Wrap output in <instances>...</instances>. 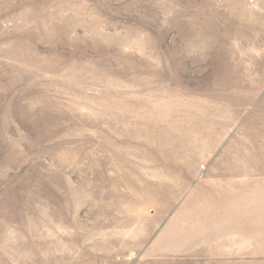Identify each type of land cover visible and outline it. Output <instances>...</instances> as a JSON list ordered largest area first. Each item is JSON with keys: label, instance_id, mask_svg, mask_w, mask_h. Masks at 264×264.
<instances>
[{"label": "rangeland", "instance_id": "rangeland-1", "mask_svg": "<svg viewBox=\"0 0 264 264\" xmlns=\"http://www.w3.org/2000/svg\"><path fill=\"white\" fill-rule=\"evenodd\" d=\"M0 264H264V0H0Z\"/></svg>", "mask_w": 264, "mask_h": 264}]
</instances>
